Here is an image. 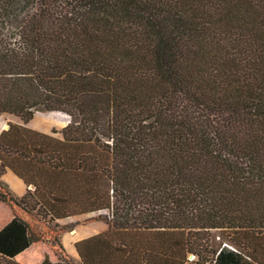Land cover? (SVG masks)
<instances>
[{
  "label": "trees",
  "instance_id": "16d2710c",
  "mask_svg": "<svg viewBox=\"0 0 264 264\" xmlns=\"http://www.w3.org/2000/svg\"><path fill=\"white\" fill-rule=\"evenodd\" d=\"M3 114L0 177L30 189L0 203L62 233L106 212L41 264H264V0H0ZM40 241L14 215L0 264Z\"/></svg>",
  "mask_w": 264,
  "mask_h": 264
},
{
  "label": "rangeland",
  "instance_id": "374dc122",
  "mask_svg": "<svg viewBox=\"0 0 264 264\" xmlns=\"http://www.w3.org/2000/svg\"><path fill=\"white\" fill-rule=\"evenodd\" d=\"M68 118L62 113H48V112H37L33 119L27 124V126L33 130H37L43 133L50 134L52 130L60 131L68 123ZM9 123H18L21 124L20 120L12 115L3 114L0 116V133L6 129ZM55 136H60L58 133ZM0 186V189L3 192L8 190ZM106 212H95L83 215H77L67 219L57 221L59 227L75 225L77 226H96L104 224L100 217L105 215ZM21 217L25 220L31 232L36 236L40 237L42 241L38 242L29 252L21 256L18 261L27 263V264H38V260H41V257L44 255L45 251L49 252L52 259L56 260L60 253H62L57 244L53 241L54 238H57L61 242L62 236L66 233L59 232V230H52L50 226L44 223L35 213H25L21 209L8 206L3 203H0V225L4 224L9 217L12 216ZM107 226V225H106ZM188 259H192L190 255ZM195 258L194 261H196Z\"/></svg>",
  "mask_w": 264,
  "mask_h": 264
},
{
  "label": "crops",
  "instance_id": "0c3cea01",
  "mask_svg": "<svg viewBox=\"0 0 264 264\" xmlns=\"http://www.w3.org/2000/svg\"><path fill=\"white\" fill-rule=\"evenodd\" d=\"M0 181L5 183L9 187V189L12 191L14 196L17 198H21L27 192V190L30 189V187L29 188L26 187V185L23 183V181L21 179H19L17 176H15L9 169H6L4 174L0 177ZM13 217L14 216L9 217L8 220H6V222L4 224L0 225V229L3 228L6 224H8ZM106 230H107V226L104 224H100L99 226L98 225H96V226L86 225V226H78V227L76 226L73 229V231L67 232L66 234H64L62 236L61 244L64 248L65 256L74 262H78L79 256L77 254L75 244L77 242L82 241L84 239H87L93 235L100 234ZM36 245H37V243L33 244L26 251H24L23 253H21L17 257H15V261L20 263V264H27V263H23V262L18 261V259L21 256H23L24 254H26L27 252H29ZM45 255H48L51 263L56 262V260L52 259L50 253L45 251L44 255L41 257V260H38V264L42 263Z\"/></svg>",
  "mask_w": 264,
  "mask_h": 264
},
{
  "label": "built area",
  "instance_id": "2783aa9c",
  "mask_svg": "<svg viewBox=\"0 0 264 264\" xmlns=\"http://www.w3.org/2000/svg\"><path fill=\"white\" fill-rule=\"evenodd\" d=\"M225 246V245H224ZM228 247V246H227ZM229 249H231V247H228Z\"/></svg>",
  "mask_w": 264,
  "mask_h": 264
},
{
  "label": "water",
  "instance_id": "95a60500",
  "mask_svg": "<svg viewBox=\"0 0 264 264\" xmlns=\"http://www.w3.org/2000/svg\"><path fill=\"white\" fill-rule=\"evenodd\" d=\"M7 128H8V126H6V129H7ZM6 129H5V130H6Z\"/></svg>",
  "mask_w": 264,
  "mask_h": 264
}]
</instances>
